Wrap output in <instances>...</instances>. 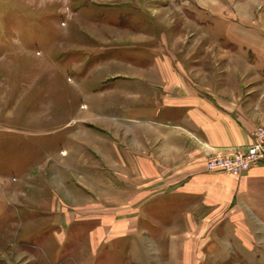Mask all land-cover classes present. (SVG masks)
Returning a JSON list of instances; mask_svg holds the SVG:
<instances>
[{
	"label": "rangeland",
	"instance_id": "1",
	"mask_svg": "<svg viewBox=\"0 0 264 264\" xmlns=\"http://www.w3.org/2000/svg\"><path fill=\"white\" fill-rule=\"evenodd\" d=\"M234 28L264 35V0H0V264H160L154 254L138 263L96 252L87 238L99 215L142 210V193L129 200L122 190L137 178L102 148L130 141L133 121L157 119L143 93L164 72L231 89L222 79L239 68L246 87L263 83L256 55L235 60ZM255 130L252 142L264 145ZM50 205L71 222L52 225ZM225 243L208 245L219 252ZM246 247L213 256L206 248L199 264H264V250Z\"/></svg>",
	"mask_w": 264,
	"mask_h": 264
},
{
	"label": "crops",
	"instance_id": "2",
	"mask_svg": "<svg viewBox=\"0 0 264 264\" xmlns=\"http://www.w3.org/2000/svg\"><path fill=\"white\" fill-rule=\"evenodd\" d=\"M230 32L241 49V56L235 55L237 62L264 63V35L245 38L236 28ZM246 50L256 55L255 60H247ZM253 75L263 83L248 88L239 68H229L222 80L232 83L230 90L196 83L192 75L177 72L158 76L157 88L143 93L145 110L156 109L157 119L142 120L141 127L133 121L138 124L131 126L130 141L114 137L102 148L111 155V166L123 167L127 176L137 178V183L129 180L122 190L131 192L129 200L142 193V210L99 215L86 234L96 252L104 248L110 256L125 254L138 263L142 255L154 254L160 264H199V258L208 255L206 248L212 256L246 246L264 250V156L241 175L205 166L210 156L249 146L255 128L264 126V73ZM151 103L156 105L149 108ZM135 140L141 150L133 147ZM108 170L115 176L110 185L120 188L116 176L121 174ZM53 209L50 205L44 213L52 225L71 222ZM107 224L109 231L104 229ZM65 233L66 237L64 229ZM217 239L227 243L213 252L215 246L208 244ZM152 246L157 249L142 252Z\"/></svg>",
	"mask_w": 264,
	"mask_h": 264
},
{
	"label": "built area",
	"instance_id": "3",
	"mask_svg": "<svg viewBox=\"0 0 264 264\" xmlns=\"http://www.w3.org/2000/svg\"><path fill=\"white\" fill-rule=\"evenodd\" d=\"M255 132L264 133V130L262 127H257ZM263 156L264 145L255 140L246 148H237L228 153L211 156L206 164L213 171L241 175L244 170L258 163Z\"/></svg>",
	"mask_w": 264,
	"mask_h": 264
}]
</instances>
